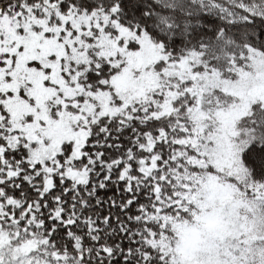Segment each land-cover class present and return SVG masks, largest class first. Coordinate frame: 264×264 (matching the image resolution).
I'll return each instance as SVG.
<instances>
[{
	"label": "snow or ice",
	"instance_id": "6c2138e0",
	"mask_svg": "<svg viewBox=\"0 0 264 264\" xmlns=\"http://www.w3.org/2000/svg\"><path fill=\"white\" fill-rule=\"evenodd\" d=\"M0 264H264V0H0Z\"/></svg>",
	"mask_w": 264,
	"mask_h": 264
}]
</instances>
